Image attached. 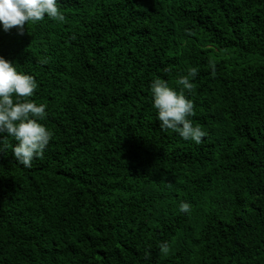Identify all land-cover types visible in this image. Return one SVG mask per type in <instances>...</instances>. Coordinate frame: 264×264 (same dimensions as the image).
Masks as SVG:
<instances>
[{
  "label": "trees",
  "instance_id": "16d2710c",
  "mask_svg": "<svg viewBox=\"0 0 264 264\" xmlns=\"http://www.w3.org/2000/svg\"><path fill=\"white\" fill-rule=\"evenodd\" d=\"M57 4L64 22L0 27L53 132L30 168L6 137L0 264H264V0ZM191 67L200 143L159 127L148 90Z\"/></svg>",
  "mask_w": 264,
  "mask_h": 264
},
{
  "label": "clouds",
  "instance_id": "9594fccd",
  "mask_svg": "<svg viewBox=\"0 0 264 264\" xmlns=\"http://www.w3.org/2000/svg\"><path fill=\"white\" fill-rule=\"evenodd\" d=\"M49 19L64 22L65 14L58 10L57 0H0V27L7 31L13 26L22 33L26 25ZM208 67L215 71V62L208 61ZM170 69L164 68V72ZM198 69L191 67L187 74L178 77L179 89L170 87L169 83L154 77L148 90L151 106L155 109V118L159 127L173 130L182 139L200 143L207 132L194 125L190 117L194 114V102L185 95L186 90L193 89L192 80ZM38 88L34 76L18 70L17 63L0 55V153L9 147L16 161L25 168L32 167L34 158H42L53 132L42 121L47 117V105L29 99ZM188 201H180L178 209L184 214L190 212ZM161 251H168V243L161 242Z\"/></svg>",
  "mask_w": 264,
  "mask_h": 264
}]
</instances>
